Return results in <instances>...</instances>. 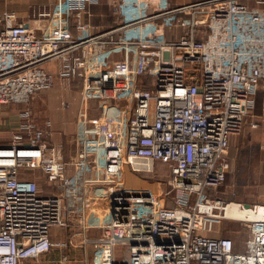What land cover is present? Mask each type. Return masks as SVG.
<instances>
[{"label":"built area","instance_id":"obj_1","mask_svg":"<svg viewBox=\"0 0 264 264\" xmlns=\"http://www.w3.org/2000/svg\"><path fill=\"white\" fill-rule=\"evenodd\" d=\"M99 2L52 0L41 31L0 13V112L57 79L79 83L69 158L31 108L0 144V264H38L54 250L59 264H264V204H239L259 215L242 219V250L202 232L229 218L213 192L260 90L264 114V8L116 0L119 24L98 32L87 16ZM53 61L58 78L46 69ZM160 163L169 175L161 199L139 183Z\"/></svg>","mask_w":264,"mask_h":264},{"label":"crops","instance_id":"obj_2","mask_svg":"<svg viewBox=\"0 0 264 264\" xmlns=\"http://www.w3.org/2000/svg\"><path fill=\"white\" fill-rule=\"evenodd\" d=\"M115 1L116 0H100L98 4L92 5L90 7V14L87 16V20H89L95 26L96 31H106L116 26L117 16L113 11V3ZM198 1L201 0H169L170 4L174 6L196 3ZM240 2L249 7L250 9L264 8V0H240ZM51 10L52 0H0V13L4 11L15 12L17 13V15H19L21 21L28 23L32 28L36 29L37 31H41L48 24V14L51 12ZM134 14L136 15L137 13ZM72 30L76 33L74 26L72 27ZM58 68V62L53 61L47 63L46 65V69L53 73L57 78ZM59 90V93L63 95L64 92H62L61 89ZM72 95V93H69L68 97L71 98ZM63 101L69 102L65 98L63 99ZM68 118L69 117L66 118V122H56V125L50 124L48 126L49 129L52 131L51 139L55 144H62L64 146H67L70 142V139H73V125L70 119ZM4 121V123L1 122L0 118V144H6L10 141V137L7 138L6 135L16 129L17 116L7 115L4 118ZM252 122L257 123L258 126L253 127L251 125ZM42 128L45 129V127ZM263 141V106L261 104H257L253 115L248 117L245 121L241 133L231 135L229 137L228 152L229 156L231 155L233 164L232 170L230 172L228 171L229 178H234L236 176L243 177L245 175H251V173H257L259 171V169L261 168L264 154L262 146ZM254 192H259L257 187L247 186V188L237 197V203L243 205H255L249 204L248 202L251 196H253V194L251 193ZM220 236L221 235H215L213 237ZM236 243L238 242L235 241V247ZM243 244V241L240 242L241 246L237 248L239 250H242Z\"/></svg>","mask_w":264,"mask_h":264},{"label":"rangeland","instance_id":"obj_3","mask_svg":"<svg viewBox=\"0 0 264 264\" xmlns=\"http://www.w3.org/2000/svg\"><path fill=\"white\" fill-rule=\"evenodd\" d=\"M45 26V24H44ZM43 26V27H44ZM46 27V26H45ZM44 27V28H45ZM58 82V81H57ZM59 89L62 90L63 95L59 93ZM77 91L79 92V83L75 81L71 82L69 86H64L61 82H58L56 86L52 89L44 90L40 93L34 95V97L30 100L29 103L26 104H14L10 105L6 108H3L0 113L1 122H5L4 118L7 115L17 116L18 113L25 108H31L33 114L35 116V120L38 122L39 126L46 127L49 124L56 125V122H66V118L70 119L72 114V109L74 105L77 103ZM69 93H72V97H68ZM68 100L71 103L70 109H62L61 102L63 99ZM66 120V121H65ZM3 130V129H1ZM6 137H12V133L9 132ZM9 138V139H10ZM50 144H55L52 139H47ZM263 150H264V141L262 142ZM70 147L67 145L64 147L63 156L65 158H69L70 156ZM231 167L229 172L232 170V158L230 155ZM32 177H35L39 181L40 188L43 192H49L48 182L44 177L41 170L37 169L33 172H30ZM146 182L140 180L141 186H145L150 189L159 199L165 197V193L169 191L168 185V167L166 164H156L151 173H147ZM248 187H257L259 192L251 193L253 196L248 200L249 204L255 205H263L264 204V154L263 161L261 164V168L257 173H251V175H245L243 177L236 176L234 178H229V173L225 179V182L218 188V190L213 192L215 197L222 199L223 201L230 202H238L237 197ZM172 195L170 193L166 196L165 205L172 206L171 199L169 196ZM64 218L66 219V215L64 212ZM206 235H221L228 236L232 238L236 243V249L241 246L240 242H244L247 237V227L246 223L242 219L228 218L221 219L219 222H208L206 229L202 231ZM238 247V248H237ZM59 252L54 250L51 255H49L46 259L40 260L38 264H59L55 259L59 257ZM71 264H84V258H80Z\"/></svg>","mask_w":264,"mask_h":264},{"label":"bare ground","instance_id":"obj_4","mask_svg":"<svg viewBox=\"0 0 264 264\" xmlns=\"http://www.w3.org/2000/svg\"><path fill=\"white\" fill-rule=\"evenodd\" d=\"M226 216L229 218H235V219H243V218H250V219H256L259 217V215L253 214L251 211L241 209L238 203H229L227 210H226Z\"/></svg>","mask_w":264,"mask_h":264},{"label":"trees","instance_id":"obj_5","mask_svg":"<svg viewBox=\"0 0 264 264\" xmlns=\"http://www.w3.org/2000/svg\"><path fill=\"white\" fill-rule=\"evenodd\" d=\"M119 22H117L116 20V25H118ZM257 104H261L263 105V93H262V90L259 91L258 95H257V98H256V105ZM39 182V181H38ZM39 184V183H38ZM40 186V185H39ZM220 237H228V236H220ZM232 239V238H231ZM233 240V239H232ZM234 241V240H233ZM234 244H235V241H234Z\"/></svg>","mask_w":264,"mask_h":264},{"label":"water","instance_id":"obj_6","mask_svg":"<svg viewBox=\"0 0 264 264\" xmlns=\"http://www.w3.org/2000/svg\"><path fill=\"white\" fill-rule=\"evenodd\" d=\"M245 206H246V207H249L250 205L247 204V205H245Z\"/></svg>","mask_w":264,"mask_h":264}]
</instances>
